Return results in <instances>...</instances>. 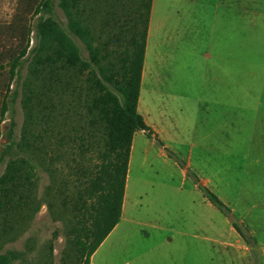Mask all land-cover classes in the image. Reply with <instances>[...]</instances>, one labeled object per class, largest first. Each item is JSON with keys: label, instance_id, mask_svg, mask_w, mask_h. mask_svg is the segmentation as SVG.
I'll return each mask as SVG.
<instances>
[{"label": "rangeland", "instance_id": "1", "mask_svg": "<svg viewBox=\"0 0 264 264\" xmlns=\"http://www.w3.org/2000/svg\"><path fill=\"white\" fill-rule=\"evenodd\" d=\"M19 1L0 0V53L18 43L11 37V25L19 17ZM115 2L88 0L87 14L92 16L96 32ZM58 4L59 0H51L52 12L40 15L52 16L67 29ZM38 18L33 14V25ZM208 38L201 30L196 49L188 44L191 57L175 56L178 64L171 69L173 91L168 100L150 99L145 89L142 91L159 139L190 174L155 140L138 134L145 142L137 147L129 181L134 222L123 223L108 237L94 264H264V181H254L249 175L256 160L260 163L256 171L264 173V106L258 107L261 99L248 88L243 98V86L238 82H244L241 68L245 63L251 65L247 71L255 70L256 76L262 77L264 57L258 47L245 44L243 33L233 27L228 34L224 31L211 41ZM76 41L83 58L88 59L85 46ZM210 43L215 47L212 60L206 55ZM29 64L30 57L24 61L21 79L11 86L16 97L13 91L7 97L8 111L0 125V178L10 159L26 156L15 143L20 142L27 123L23 85L28 82ZM8 71V58L0 56V73L8 78ZM255 82L250 80L249 85L264 91L258 87L262 80L256 78ZM77 98V93L61 91L53 111L51 106L45 111L55 116L46 126L54 151L39 161L34 205L32 201L29 208L15 215L0 243V254L19 253L13 264H73L69 233L73 216L68 205L73 163L52 137L58 130L63 135L81 132L84 123ZM197 181L231 210L232 205L240 207L246 220L242 213L232 212L249 228L253 245L237 232L238 239L232 221L208 202Z\"/></svg>", "mask_w": 264, "mask_h": 264}, {"label": "trees", "instance_id": "2", "mask_svg": "<svg viewBox=\"0 0 264 264\" xmlns=\"http://www.w3.org/2000/svg\"><path fill=\"white\" fill-rule=\"evenodd\" d=\"M87 2L59 0L67 19L64 29L52 16L40 15L52 12L51 0H20L19 17L11 25V37L18 43L0 53L9 64L8 78L0 73V125L8 111V94L13 91L14 98L17 94L11 86L21 79L24 61L30 57L28 82L23 85L27 123L20 142L15 143L26 156L10 159L0 178V243L15 215L29 208L32 201L34 205L42 155L50 156V150L54 151L50 147V128L46 126L55 116L45 111L50 106L53 111L61 91L69 90L77 93L84 124L80 133L63 135L58 130L52 138L63 146L73 163L72 194L67 195L73 216L69 231L73 264H91L92 256L121 220L137 132L155 140L190 174L138 112L153 0H116L99 23V32L92 27ZM33 14L39 16L34 25ZM76 40L85 46L88 59L83 58ZM197 184L211 204L253 245L249 228L215 193L199 181ZM19 257V253L8 251L0 254V264H13Z\"/></svg>", "mask_w": 264, "mask_h": 264}, {"label": "crops", "instance_id": "3", "mask_svg": "<svg viewBox=\"0 0 264 264\" xmlns=\"http://www.w3.org/2000/svg\"><path fill=\"white\" fill-rule=\"evenodd\" d=\"M232 27L243 33L245 44L247 41V44H253L258 47V51L264 57V0H153L138 112L157 135L158 131L152 124V111L148 107V103L146 104L142 101L143 89H145L150 99L168 100L173 91L170 80L173 77L171 69L178 64L175 56L188 55V57H191L189 48L193 46V49H196V37L201 30L204 29L206 31L209 35L208 41H211L215 35H223L224 31L228 34ZM192 36L194 37L193 42L195 41L193 45L190 43V41L192 42ZM188 44L191 46H188ZM208 46L209 52L206 55L208 59L212 60L214 59L212 51H214L215 47L211 43ZM247 67L251 68V65L246 66L245 63L241 68V76L244 78V82L238 80L243 86V98L245 93H247V88L249 92L254 91V93L250 92V94L255 95V98L261 99L258 106L260 108L264 106V91L257 88L254 89L249 83L250 80L255 82L256 78L259 81L261 79L262 82H260L258 87L264 89V75L257 77L256 71H247ZM257 83L259 84L258 81ZM140 133L146 135L144 132H137L134 135L122 217L111 234L120 229L123 223L128 225L134 222L129 181L132 175L137 147H141L142 143L145 142L144 137L138 135ZM259 164V160H256L254 171L249 173V175L251 178L253 177L254 181L258 180L262 183V180L264 181V173L256 171V166ZM261 188L263 187L261 186ZM208 202L210 201L208 200ZM211 205L214 206L213 204ZM231 208L235 213L239 215L243 214L239 206L237 208L235 205H232ZM242 217L243 221L246 220L244 214ZM251 226H253L252 223ZM121 228L125 229V227ZM252 229L256 233V229L254 227ZM232 231L241 240L233 227ZM99 249L92 256L91 264H94V259Z\"/></svg>", "mask_w": 264, "mask_h": 264}]
</instances>
